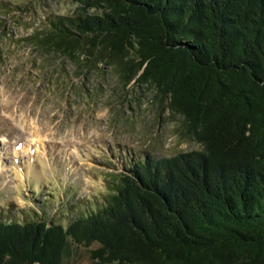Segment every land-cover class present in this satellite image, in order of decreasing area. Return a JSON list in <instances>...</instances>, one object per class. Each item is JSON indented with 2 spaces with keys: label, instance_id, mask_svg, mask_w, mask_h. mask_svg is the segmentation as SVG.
Here are the masks:
<instances>
[{
  "label": "trees",
  "instance_id": "obj_1",
  "mask_svg": "<svg viewBox=\"0 0 264 264\" xmlns=\"http://www.w3.org/2000/svg\"><path fill=\"white\" fill-rule=\"evenodd\" d=\"M73 1L22 39L152 84L198 148L128 156L66 224L0 211V264H67L71 244L89 264H264V0Z\"/></svg>",
  "mask_w": 264,
  "mask_h": 264
},
{
  "label": "rangeland",
  "instance_id": "obj_2",
  "mask_svg": "<svg viewBox=\"0 0 264 264\" xmlns=\"http://www.w3.org/2000/svg\"><path fill=\"white\" fill-rule=\"evenodd\" d=\"M79 11L73 0H0V211L5 214L18 216L33 202L66 224L70 212L100 196L104 177L122 170L128 156L198 148L152 84L133 79L123 84L108 57L89 66L22 39L43 28L49 14ZM80 57L88 58L83 51ZM66 193L69 208H55L54 214L34 202L44 194ZM94 245L71 244L64 261L89 264Z\"/></svg>",
  "mask_w": 264,
  "mask_h": 264
}]
</instances>
